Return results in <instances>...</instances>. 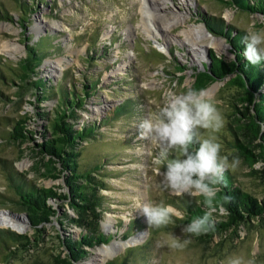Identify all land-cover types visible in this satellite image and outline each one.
Masks as SVG:
<instances>
[{
	"label": "rangeland",
	"instance_id": "1",
	"mask_svg": "<svg viewBox=\"0 0 264 264\" xmlns=\"http://www.w3.org/2000/svg\"><path fill=\"white\" fill-rule=\"evenodd\" d=\"M22 1L29 7L25 17L17 2L0 0V6L7 12V15L0 16L2 60H18L25 55L27 43L32 44L41 39L40 44L50 46V54L40 63L39 76L50 79L52 83L62 82L67 89L71 88L80 94L83 93L82 84L85 81L97 82L95 91L77 109L79 117L76 127L80 128L87 122L99 124L104 116H111L109 124L99 128L97 138L82 141L78 145L81 152L79 160L83 166L107 161L100 172L103 175L108 173L103 177L107 188L100 190L107 206L100 220V229L111 239L107 243L87 247L86 258L75 264H104L110 259H120L130 247L138 248L141 244L144 246L133 250L134 254L124 257L126 264H227V260L233 256L241 257L244 264H264V216L252 218L220 234L201 238V235L184 234L182 227L185 224L177 222L175 217L167 227L148 228L138 209L149 201L170 204L171 196H176L162 184L163 168L152 164L149 152L155 154V147L138 137L140 122L149 113L159 111L166 92L180 93L191 88L193 68H201L208 61L207 53L210 50L225 59L233 56L226 38L210 31L198 14L202 12L221 16L225 23L246 32L264 29V15L242 12L234 7H221L217 0H157L163 7L155 10L157 15L169 18L179 14L185 19L183 24L161 30L162 35L157 37L160 42L163 38L170 39L168 52L161 50L156 38L146 32L142 22L145 15L142 0ZM186 26H203L208 34L219 39L221 47L209 46L204 51V59L199 61L183 41L180 30ZM46 33L54 37H45ZM10 47L14 48L12 53L7 52ZM89 55L92 56L90 59ZM226 80L227 77L215 80L202 89L206 90L218 83L213 93L207 95L216 102L224 123L219 132L212 135L221 145L220 155L226 157L231 165L229 170L236 184L262 199L264 178L258 172L262 168L261 163L256 161L253 169H257V172H252V168L227 143V138H231L227 132V113L231 103L236 100V87L228 86ZM18 89L15 82L5 84L0 81L3 94L0 95V158H7L17 171L26 172L27 177L36 184L55 185L57 190L65 191L62 180L37 177L31 169L40 158L34 148L35 143L41 141L38 132L43 130L46 123L36 113L52 110L56 98L50 97L37 104L34 91L22 90L20 95H16ZM127 99H131L132 103L129 112L115 116L114 108ZM20 115L26 119V128L37 131L33 133L34 140L15 142L2 139L1 136H5L9 129L6 118L10 117L11 120ZM234 160L238 162L234 163ZM12 197L0 168V212L20 217L26 224L23 230L4 225H0V228L14 230L30 238L29 243H13L10 246L12 253L7 258H3V254L9 250L0 244V264H49L54 254L59 251L62 255L64 253L59 235L69 232L77 236L83 230L75 225L61 226L54 216L50 222L39 225L41 230H36L30 224L26 212L11 200ZM49 202L59 213L67 211L73 215L71 208L60 204V201ZM173 207L183 215L181 210ZM222 212L219 210L216 217ZM135 218L142 221L144 227L135 228L130 235L123 237ZM139 234L142 239L136 238ZM171 236L179 238L182 247H158L159 241ZM184 240L190 242L183 244ZM114 241H126V246L109 256L101 248Z\"/></svg>",
	"mask_w": 264,
	"mask_h": 264
},
{
	"label": "trees",
	"instance_id": "2",
	"mask_svg": "<svg viewBox=\"0 0 264 264\" xmlns=\"http://www.w3.org/2000/svg\"><path fill=\"white\" fill-rule=\"evenodd\" d=\"M13 1L17 2L25 17L29 11L26 2ZM217 1L221 7H234L242 12L264 15V0ZM6 13L0 6V16H5ZM198 16L210 31L226 38L233 56L225 59L210 50L208 61L204 62L201 68H193L194 80L191 88L201 90L213 81L226 77V84L236 87L234 96L236 100L231 103V109L227 113L229 116L226 124L227 132L231 135L230 139L227 138V143L252 168V172H257V169H253V164L259 161L262 168L258 172L264 178V62L252 66L243 56L245 45L242 43V38L246 33L244 29L225 23L218 15L200 12ZM22 20L26 21V19ZM44 36L50 39L54 37L47 33ZM40 43L41 39L32 44L27 43L25 55L14 62L2 60L0 56V81L5 84L15 82L19 88L16 95H20L22 90L34 91L37 104L50 97L56 98L52 110L36 113L46 123L43 130L38 132L41 141L36 142L34 148L40 158L35 161L31 169L37 177L46 176L62 180L65 191L57 190L55 185L36 184L33 179L27 177L26 172L17 171L7 158H0V168L13 194L11 200L26 212L33 228L41 230L39 225L50 222L51 217L54 216L61 226L69 224L83 229L77 236L64 230L66 234L59 235L64 253L62 255L61 251L57 252L49 263L75 264L86 258L87 247L107 243L111 239L110 235L100 229V220L107 209L105 196L100 190L107 188L103 177L108 175L106 172L104 175L100 172L107 161L83 166L79 160L81 152L78 147L82 141L97 138L99 128L109 124L111 116H104L99 124L87 122L80 128L76 127V120L79 117L77 109L82 107L86 97L95 91L97 82L85 81L82 84L83 93L80 94L71 88L67 89L62 82L52 83L50 79L39 76L38 67L50 54V46ZM91 57L89 55L88 59ZM0 95L3 96L1 90ZM131 106V99H127L114 108V115L127 114ZM6 119L9 129L5 136H1L2 139L15 142L34 140L33 133L37 131L25 127L26 119L23 116ZM217 199L224 212L216 217L215 230L201 235V238L220 234L228 229L237 228L239 224L252 218L264 216V198L259 199L242 189L236 184L229 169L224 173V183L221 185ZM49 200L60 201V204L69 206L73 215L67 211L59 213ZM169 203L182 211L184 219L175 217V220L181 224H187L192 217L202 215L204 212L202 203L198 204L195 198L187 195L171 196ZM144 225L138 218L132 219L122 236L127 237L135 228L142 229ZM29 240L26 234L0 228V244L9 250L4 252L3 258H7L12 253L13 249L10 246L13 243L21 241L29 243ZM143 246L144 244L138 248L132 246L126 251L125 256L120 259H110L104 264H126L124 257H129L131 253L134 254L133 250Z\"/></svg>",
	"mask_w": 264,
	"mask_h": 264
},
{
	"label": "clouds",
	"instance_id": "3",
	"mask_svg": "<svg viewBox=\"0 0 264 264\" xmlns=\"http://www.w3.org/2000/svg\"><path fill=\"white\" fill-rule=\"evenodd\" d=\"M242 43L245 45L243 56L250 65L264 62V29L247 31ZM223 123L214 99L202 89L189 88L180 93L166 92L159 111L149 113L138 126V137L156 149L155 154L150 151L149 155L154 166L163 168V186L177 196L195 198L204 207L202 215L192 217L183 225L182 232L189 236L214 231L215 214L218 209L223 210L217 195L224 183V173L231 165L220 155L221 145L212 135L219 132ZM138 209L148 228L167 227L173 217L184 219L170 204L149 201ZM189 242L184 240L183 244ZM158 247L176 249L182 243L171 236L159 241ZM227 264H244V261L233 256Z\"/></svg>",
	"mask_w": 264,
	"mask_h": 264
},
{
	"label": "bare ground",
	"instance_id": "4",
	"mask_svg": "<svg viewBox=\"0 0 264 264\" xmlns=\"http://www.w3.org/2000/svg\"><path fill=\"white\" fill-rule=\"evenodd\" d=\"M143 3L142 11L145 14L143 16V25L145 27L146 32L149 35L154 36L155 40L158 42L160 49L163 51L169 52V41L168 38H163L164 40L160 42L158 40V36L162 35L161 30H169L176 24H183L185 23V19L183 16L179 14H174V16L165 18L162 15H157L155 13L156 9H161L163 7L160 6L157 0H142ZM150 1V2H149ZM183 34V41L190 47V50L193 52V55L196 56L199 61L204 59V51L212 45H217L221 47V42L219 39L211 36L207 33L203 26H186L180 30ZM160 42V43H159ZM13 47L7 49L8 53H12L14 50ZM218 87V83H214L208 89L204 90L206 93H213V91ZM0 225L4 226H11L13 228H17L23 230L26 228V224L24 223L23 219L16 218L15 216H11L6 212H0ZM136 238L142 239V235L139 234ZM136 240V239H134ZM129 241V240H128ZM126 241H114L111 244H108L101 249L105 251L106 254L109 256L118 252L122 247L126 246Z\"/></svg>",
	"mask_w": 264,
	"mask_h": 264
},
{
	"label": "water",
	"instance_id": "5",
	"mask_svg": "<svg viewBox=\"0 0 264 264\" xmlns=\"http://www.w3.org/2000/svg\"><path fill=\"white\" fill-rule=\"evenodd\" d=\"M207 56H208V53H207ZM207 61H205V63H206Z\"/></svg>",
	"mask_w": 264,
	"mask_h": 264
}]
</instances>
